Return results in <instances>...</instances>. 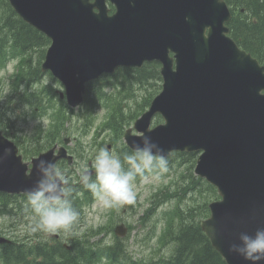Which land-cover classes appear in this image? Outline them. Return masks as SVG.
I'll return each instance as SVG.
<instances>
[{
  "label": "water",
  "instance_id": "95a60500",
  "mask_svg": "<svg viewBox=\"0 0 264 264\" xmlns=\"http://www.w3.org/2000/svg\"><path fill=\"white\" fill-rule=\"evenodd\" d=\"M8 2L50 40L41 70L62 83L60 96L71 107L82 102L91 80L122 66L160 63L161 90L124 132L125 143L130 148L146 134L167 155L198 153L194 173L219 195L199 225L227 264H247L227 248L240 231L253 232L264 224V65L229 35L226 1ZM157 114L162 121L151 126ZM5 148L11 153L3 158ZM61 158L72 162L64 146L54 145L23 161L16 144L0 130V192L25 194L37 179V161ZM240 220L245 222L232 223ZM114 231L124 236L126 227L119 224ZM4 242L8 239L0 237Z\"/></svg>",
  "mask_w": 264,
  "mask_h": 264
},
{
  "label": "trees",
  "instance_id": "16d2710c",
  "mask_svg": "<svg viewBox=\"0 0 264 264\" xmlns=\"http://www.w3.org/2000/svg\"><path fill=\"white\" fill-rule=\"evenodd\" d=\"M225 1L231 11L227 22L229 35L264 64V0ZM108 6L113 11V6ZM49 42L43 33L17 15L8 0H0V61H17L14 86H24L21 99L27 95L31 105L44 107V114H47V108L51 109L49 124L41 131L49 139L43 145H51L61 135L69 134V123L72 121L69 111L74 110L59 98L52 83L44 84L41 80L39 86L34 84L36 79L43 76L40 64ZM159 67L155 61L144 63L139 68L120 67L107 77L88 82L76 113L81 123L75 129L87 134L93 125L96 109L103 107L107 111L104 129L111 130L115 137H121L124 126L134 120L160 90ZM138 91H143V95L138 96ZM132 97L136 101L133 106L129 103ZM159 121L161 117L157 115L154 122ZM1 123L0 120V128L8 134ZM38 143L42 146V143ZM128 150L123 146L121 153ZM196 155L174 152L168 156L169 168L173 162H177V165L188 162L189 165L186 166L187 173L182 174L181 182L178 180L176 190L172 191V196L178 197L177 203L163 212L165 226L161 239L170 246L167 255L149 262L131 260L126 254V247L118 240L103 245L101 241L92 243L71 237L69 248L63 247L60 240L51 247L11 240L0 244V264H99L103 260L111 263L125 260L130 264H227L199 225V221L209 214L208 203L218 199L219 195L213 185L192 173ZM71 199L81 215L83 203L93 200V196L77 184ZM10 201L13 202L12 195L0 193V205L7 206ZM82 219L83 216H80Z\"/></svg>",
  "mask_w": 264,
  "mask_h": 264
},
{
  "label": "rangeland",
  "instance_id": "374dc122",
  "mask_svg": "<svg viewBox=\"0 0 264 264\" xmlns=\"http://www.w3.org/2000/svg\"><path fill=\"white\" fill-rule=\"evenodd\" d=\"M16 62V60L0 61L1 124L8 130L6 136L14 140L17 146H20L21 142H26L31 148L38 146L42 149L48 146L43 145L49 139L43 136L41 131L49 124L51 109L47 108V114H44L42 112L44 107L31 105L27 95L21 99V91L24 86L22 84L17 87L14 86ZM40 81L44 84L52 83L56 91L62 90V85L53 82L46 73L36 79L34 84L39 86ZM142 92L138 91V96L143 95ZM135 102L134 97L129 100L132 106L135 105ZM72 109L74 110L69 111L70 119H72L69 123V134L61 135L54 142L61 143V139L67 136L75 138L68 147L71 148V152L73 151L72 154L76 162L72 166L73 171L67 175L71 176L68 178L70 185L74 188L78 184L77 170L81 164L90 165L95 152L101 147H107L112 152L120 154L119 151L122 152L124 142L122 137H115L116 134L111 130L104 129L103 124L107 117L105 108L96 109L93 125L87 134H82V131L75 129L81 121L77 119V108ZM38 142L42 143V146H39ZM24 159L29 160V155L24 154ZM188 165V162L178 165L177 162H173L169 171L158 177L150 175L147 180L137 177L135 182L137 198L132 205L103 209L97 205L93 197V200L83 203V212L81 211L80 215L83 216V219H79V226L76 224L71 234L61 232L58 236L67 244L71 243V237L86 239L92 243L101 241L103 245L112 244L118 240L122 246L126 247V254L129 259L138 262H149L167 255L170 246L163 243L161 239L162 230L165 226L163 212L168 211L177 203L178 197L172 196L174 193L172 191L176 190L179 179L181 182L182 174L187 173L186 166ZM64 168L65 166L62 167L63 170ZM191 171L194 174L193 169ZM0 207V237L11 238L12 235L17 242L22 244L29 242L24 237L28 235H33L35 238L31 244L38 240L51 239L48 238L50 235L46 233H32L30 231L32 214L27 208L24 197L16 196L13 202L10 201L7 206L0 205ZM121 223H124L126 232L123 237H118L114 234V228ZM9 233L10 235H8ZM60 242L62 243L61 240ZM108 263L130 264L125 260L119 263L103 260L99 264Z\"/></svg>",
  "mask_w": 264,
  "mask_h": 264
},
{
  "label": "clouds",
  "instance_id": "9594fccd",
  "mask_svg": "<svg viewBox=\"0 0 264 264\" xmlns=\"http://www.w3.org/2000/svg\"><path fill=\"white\" fill-rule=\"evenodd\" d=\"M188 21L189 17H185ZM11 153L5 148L3 158ZM37 179L28 189L26 205L31 212L30 231L58 235L71 234L78 224L80 212L72 202L73 188L69 178L53 160L40 159L35 164ZM78 183L92 194L97 205L103 209L132 205L136 202L137 177L147 180L150 175L158 177L169 171L165 149L150 135H142L129 150L117 154L107 147L99 148L91 164H81ZM255 213L250 219H254ZM244 220L232 223H244ZM213 235L217 227L210 226ZM227 251L241 257L247 264H264V224H258L253 232L240 231L236 240L229 243Z\"/></svg>",
  "mask_w": 264,
  "mask_h": 264
},
{
  "label": "flooded vegetation",
  "instance_id": "af4514ba",
  "mask_svg": "<svg viewBox=\"0 0 264 264\" xmlns=\"http://www.w3.org/2000/svg\"><path fill=\"white\" fill-rule=\"evenodd\" d=\"M73 140H75V138H73L71 141H69L67 144H65L64 146L66 147V149H67V152H68V154H70V155H72V162L69 164V162H68V160L66 159V158H61V159H58L55 163H56V165H57V167L67 176L68 175V173L69 172H72L73 171V165H74V162H76V160L74 159V155L72 154V152H71V148L69 149V147H68V145L70 144V143H72V141ZM63 142H64V140H63ZM55 145H57V146H59L60 144H59V142H55L54 143ZM54 144H53V146H54ZM62 144V143H61ZM97 145L99 146V143H97ZM51 146L52 145H50L49 147H47V148H42V149H40L38 146H35L34 148H31V146H29L26 142H21L20 143V146H18V151H19V153L22 155V159L24 160V161H26V162H30V160L33 158V157H36L39 153H41V152H44V151H46L47 149H49V148H51ZM123 146H125L124 144H123ZM119 149V148H118ZM29 150H32V152H29ZM22 152V153H21ZM55 152H56V149H55ZM119 153L121 154V152L119 151ZM24 154H27V155H29V160H25L24 159ZM28 165L29 166H31V163H28ZM63 166H65V168H64V170L62 169V167ZM70 174V173H69ZM67 177H71V176H67ZM78 185H80L79 183H78ZM71 186V185H70ZM21 197H24V200L26 199V196H25V194H22V195H20ZM8 235H10V233L8 234ZM12 236V235H11ZM29 236V237H28ZM28 236H24V237H26L27 239L26 240H28L30 243H31V241H33L35 238H34V236L33 235H28ZM39 237V236H38ZM48 237V236H47ZM43 238H46V237H43ZM48 238H51V239H44V241H40V240H38L37 242H34L35 244H39L40 246H49V247H51L52 245H54V243L56 242V241H58L59 240V236L58 235H50ZM66 243L64 242L62 245H63V247H66V245H65Z\"/></svg>",
  "mask_w": 264,
  "mask_h": 264
},
{
  "label": "bare ground",
  "instance_id": "6f19581e",
  "mask_svg": "<svg viewBox=\"0 0 264 264\" xmlns=\"http://www.w3.org/2000/svg\"><path fill=\"white\" fill-rule=\"evenodd\" d=\"M115 90H116V88H115ZM117 90H119V91H120V88H119V87H117Z\"/></svg>",
  "mask_w": 264,
  "mask_h": 264
}]
</instances>
